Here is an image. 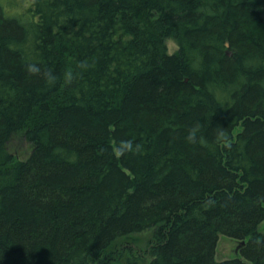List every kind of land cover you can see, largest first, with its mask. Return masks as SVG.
Returning <instances> with one entry per match:
<instances>
[{
	"label": "trees",
	"instance_id": "16d2710c",
	"mask_svg": "<svg viewBox=\"0 0 264 264\" xmlns=\"http://www.w3.org/2000/svg\"><path fill=\"white\" fill-rule=\"evenodd\" d=\"M263 221L264 0H0V264L147 229L150 264H264Z\"/></svg>",
	"mask_w": 264,
	"mask_h": 264
},
{
	"label": "rangeland",
	"instance_id": "374dc122",
	"mask_svg": "<svg viewBox=\"0 0 264 264\" xmlns=\"http://www.w3.org/2000/svg\"><path fill=\"white\" fill-rule=\"evenodd\" d=\"M168 46L170 52H176L179 47L176 41L172 38H168ZM11 149L17 158H26L32 151V145L24 136L19 135L11 144ZM259 230L264 231V221L260 224ZM154 233L155 229H147L135 233L132 241H125L123 254L125 256L129 255L133 259L135 258L140 264H150L153 259L151 248L155 241ZM134 240H137L136 243ZM133 244H136V248H134ZM236 245L237 241H233L226 236L222 237L217 249V259L224 260L230 258L231 255L236 254ZM122 260L124 261V259Z\"/></svg>",
	"mask_w": 264,
	"mask_h": 264
},
{
	"label": "water",
	"instance_id": "95a60500",
	"mask_svg": "<svg viewBox=\"0 0 264 264\" xmlns=\"http://www.w3.org/2000/svg\"><path fill=\"white\" fill-rule=\"evenodd\" d=\"M245 243H246V240H241L240 243H239V245H238V247H237V250L239 249V247H240L241 245H244Z\"/></svg>",
	"mask_w": 264,
	"mask_h": 264
}]
</instances>
